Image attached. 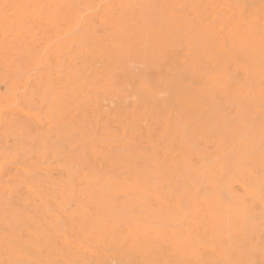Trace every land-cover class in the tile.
Returning a JSON list of instances; mask_svg holds the SVG:
<instances>
[{
	"label": "rangeland",
	"instance_id": "rangeland-1",
	"mask_svg": "<svg viewBox=\"0 0 264 264\" xmlns=\"http://www.w3.org/2000/svg\"><path fill=\"white\" fill-rule=\"evenodd\" d=\"M210 1L0 0V264H218L222 189L264 181V54L216 26L264 0Z\"/></svg>",
	"mask_w": 264,
	"mask_h": 264
},
{
	"label": "bare ground",
	"instance_id": "bare-ground-1",
	"mask_svg": "<svg viewBox=\"0 0 264 264\" xmlns=\"http://www.w3.org/2000/svg\"><path fill=\"white\" fill-rule=\"evenodd\" d=\"M76 2L77 1H75L74 3H76ZM205 2L212 3L210 0H205ZM165 6H167V5H165ZM173 8L174 7H172V9ZM211 16H212V22H216V20H217L216 16L215 15H211ZM86 18H87V16H86ZM223 19L226 20L227 25L229 27L226 28V26L223 23L217 24L216 27H217V30L221 34H224L225 37H227L228 40L231 38L233 40H235L236 45L234 47V54H239V56H241V55L246 56L247 55V56L262 57V55L264 54V8L263 7H247L245 5V3H244V5H234L233 8L231 9L230 17H225ZM136 21H137V19H136ZM113 22H115V21H113ZM226 22H224V23H226ZM97 25H99V24H97ZM175 25H177V24H175ZM211 25L209 23H207L205 25L208 34L212 33L211 32V27H212ZM78 27H79V25H78ZM100 27H102V26L100 25ZM103 27L107 28V26H103ZM170 27H175V26H170ZM170 27L167 28V30L173 29ZM94 28H96V27L94 26ZM127 28H130V27H127ZM177 28H179V27H177ZM80 29H82L81 23H80V28L77 29L76 31H79ZM81 31L82 30H80L79 32H81ZM148 32H150V31H148ZM167 32H169V30ZM174 32L175 31L169 32V33H171V36H173L172 33H174ZM75 33H77V32H75ZM176 33L177 32H175V34ZM96 34H97V31H96ZM73 35H76V34L73 33ZM79 35H80V33H79ZM113 35H114V33H113ZM123 35H124V33H123ZM135 35H136V33H135ZM67 36H68V34L65 36V38ZM214 36H216V35H214ZM173 37H174V40L172 39V43H173V45H175L174 42L177 40L179 41V39L177 38V36H173ZM225 37H223V38L217 37V38H220L219 43H218L220 51L218 53H208V52L202 51L200 54V57L203 58L205 60V62L208 63L210 66H213V68L215 66L214 63L217 64L218 62H222L228 56H234V55L230 54L229 48L226 47L227 43L225 40H227V39L224 40ZM133 38H135V37H133ZM181 38H182V36H181ZM210 38H212V37H209V40H210ZM183 40L184 39H182V41ZM209 40H207L206 42H208ZM57 41L59 42V40H57ZM80 41L82 42V40H80ZM213 41L217 42L218 40L217 41L213 40ZM206 42H204V43H206ZM214 42H210V43L213 44ZM210 43H208V44H210ZM187 45H188L187 49L190 51V53L195 50L194 45L189 46V43H187ZM205 46H207V45H205ZM213 47H215V46H213ZM261 53H262V55H261ZM261 62H263V61H261ZM145 65H147V64H145ZM145 68H148V67H145ZM255 70H257V69L255 68ZM223 72H224L223 70L212 69V71L209 74V77L206 79V82L205 81L203 82V85L205 87L206 86L207 87L208 86H217L221 80V75L223 74ZM248 72L249 71L247 70V73ZM195 74H196V72H195ZM253 76H255V75H253ZM145 77H147V76H144L143 78H145ZM231 77H233L234 80H237V76H231ZM199 78H201L200 75H199ZM145 79L147 80V78H145ZM184 79H185V77H184ZM181 80H183V79H181ZM133 81H134V83H133ZM135 81H136V79H133L131 83L135 84ZM142 81H144V80H142ZM146 82H149V80ZM239 82H241V81H239ZM146 84H148V83H146ZM153 86H155V85L153 84L151 87H153ZM197 87H199V86L197 85ZM247 87H248V85H247ZM148 88H149V86H148ZM133 89H135V88H133ZM143 89H145V88H143ZM206 89L207 88L202 89L203 92H205ZM162 91L160 90V92H162ZM250 91H251V87L249 89V92ZM160 94L161 93H159V95ZM149 98L153 99V95L148 94V99ZM252 98L253 99H251V100L253 101L254 97H252ZM249 100L250 99L248 98L247 101H249ZM244 101H245V99H244ZM252 101H250V102H252ZM258 101H261V100H258ZM254 102H257V100L256 101L254 100ZM159 103H164V102L161 101ZM260 103H261V107H264V101H263V103L262 102H260ZM238 104H240V103H238ZM245 111H247V108ZM172 112H173V110H172ZM242 112L243 111H241V113ZM159 114H160V112H159ZM250 115L251 114L249 113V116ZM244 116H246V115H244ZM249 116H247V118ZM241 118H243V117H241ZM258 124L260 125V123H258ZM214 128H216V127H214ZM123 131L126 132L127 129H124ZM216 137H218V136H216ZM190 148H192V147H189V149ZM124 157H126L125 160H127V159L132 160L134 158V155L131 153H128ZM205 163H207V162H205ZM218 217H219V227H220L218 264H264V181H239V182H236L234 184L228 185L227 187H224L220 193V196H219ZM7 247H11V246H7ZM35 255H36V253H35ZM119 259H120L121 263H123V257L119 256ZM97 261H99V260H97ZM110 261H112V259ZM27 263H28V261H27ZM68 263H69V261H68ZM113 264H115V263H113Z\"/></svg>",
	"mask_w": 264,
	"mask_h": 264
}]
</instances>
